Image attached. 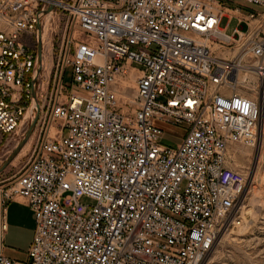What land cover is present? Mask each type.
Here are the masks:
<instances>
[{
    "label": "built area",
    "instance_id": "1",
    "mask_svg": "<svg viewBox=\"0 0 264 264\" xmlns=\"http://www.w3.org/2000/svg\"><path fill=\"white\" fill-rule=\"evenodd\" d=\"M225 1L0 0L2 133L36 114L38 25L66 18L51 86L44 58L36 78L44 134L0 181V264H202L242 222L246 177L228 158L260 140L264 100L239 84L249 70L264 93V0ZM228 16L246 28L228 34ZM159 123H185L183 140L163 144ZM17 198L35 219L26 261L5 254Z\"/></svg>",
    "mask_w": 264,
    "mask_h": 264
},
{
    "label": "rangeland",
    "instance_id": "2",
    "mask_svg": "<svg viewBox=\"0 0 264 264\" xmlns=\"http://www.w3.org/2000/svg\"><path fill=\"white\" fill-rule=\"evenodd\" d=\"M225 3L232 8L237 6L232 0H226ZM240 7L243 13L255 8L249 5H241ZM65 23L66 18L58 12V14H54L53 18L50 17L47 20L44 37L42 34L43 58L45 60L44 75L48 79L51 77L49 86L52 84L54 67L62 42ZM222 26L226 27L228 34H233L234 28L238 26L241 30L246 28L245 23L240 25L237 17L230 18L229 16L223 18ZM76 33L81 35L79 30H76ZM233 44L234 46L231 50H235L236 42H233ZM35 45L37 50V40ZM136 66L139 69H145L144 64H136ZM72 81V68L67 66L64 74V83L70 86ZM259 83L255 74L249 70L240 73V90L251 95H257L260 92V97L264 100L262 90L257 92L254 89V86L259 85ZM130 86H134L133 81H131ZM131 87L128 89L129 95L133 93V88ZM262 88H264V83H262ZM78 91L84 93L82 90ZM36 114L19 127L17 133L7 134L0 132V164L22 140ZM48 114L47 108L44 107L41 119L38 120L31 137L12 162L0 173V181L13 177L27 166L38 140L44 134L48 122ZM52 124H55V121H52ZM159 124L164 131L161 138L163 144L175 146L183 140L187 127L185 123L176 125ZM53 131L54 129L51 128L50 135H53ZM228 159L229 165L242 172L246 177V191L242 200L243 220L239 225L220 233L213 249L203 260L202 264H264V113L261 119L259 143L255 147L242 145L231 147ZM80 201L89 208L95 202L89 196H83Z\"/></svg>",
    "mask_w": 264,
    "mask_h": 264
},
{
    "label": "crops",
    "instance_id": "3",
    "mask_svg": "<svg viewBox=\"0 0 264 264\" xmlns=\"http://www.w3.org/2000/svg\"><path fill=\"white\" fill-rule=\"evenodd\" d=\"M34 229V214L25 200L17 198L11 201L8 210V231L5 236V254L14 260L26 261Z\"/></svg>",
    "mask_w": 264,
    "mask_h": 264
},
{
    "label": "water",
    "instance_id": "4",
    "mask_svg": "<svg viewBox=\"0 0 264 264\" xmlns=\"http://www.w3.org/2000/svg\"><path fill=\"white\" fill-rule=\"evenodd\" d=\"M53 6H50L47 8L42 14L48 13L50 10H52ZM42 61H43V47H42V28L41 25H38V38H37V67H36V77L33 79V99L37 104V114L35 118L32 120L31 124L29 125L24 137L22 140L17 144V146L14 148V150L9 154L2 164H0V173L12 162V160L18 155V153L21 151V149L25 146L29 138L31 137L35 126L38 121L39 116V104L36 99L35 94V84H36V78L41 72L42 69Z\"/></svg>",
    "mask_w": 264,
    "mask_h": 264
},
{
    "label": "bare ground",
    "instance_id": "5",
    "mask_svg": "<svg viewBox=\"0 0 264 264\" xmlns=\"http://www.w3.org/2000/svg\"><path fill=\"white\" fill-rule=\"evenodd\" d=\"M51 15H48L46 17V20H48L50 18ZM243 30L239 29V32H242ZM45 35V32L43 33V37ZM234 39L238 40V37H235ZM263 113H264V101H263V106H262V117H263Z\"/></svg>",
    "mask_w": 264,
    "mask_h": 264
}]
</instances>
